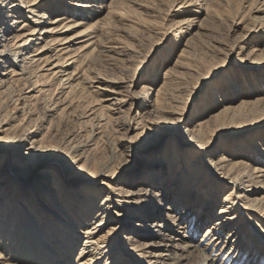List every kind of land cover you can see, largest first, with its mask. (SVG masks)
<instances>
[{
    "label": "bare ground",
    "instance_id": "1",
    "mask_svg": "<svg viewBox=\"0 0 264 264\" xmlns=\"http://www.w3.org/2000/svg\"><path fill=\"white\" fill-rule=\"evenodd\" d=\"M17 1L0 0V94L8 95L7 98L15 102V108L22 104L17 110L24 115L11 127H5L18 115L9 111L3 114L5 108L0 102V264H15L6 259L8 251L10 259L24 264H263L264 253L258 251L257 256L254 253L258 248H264V235L260 234L264 228L260 232H251L252 227L248 222L251 226L259 222L264 225V144L251 142L245 145L241 153H223L210 161L206 160V156L211 153L217 125L238 123L239 117L247 114L243 111L247 105H251V111L255 112L256 107L253 106L264 104V95L252 99L244 97L239 104H226L223 103L226 97L222 98L223 93L221 96V92H218V99H211V109L214 111L210 118L200 117L193 128H188L179 136L185 138V144L193 147L192 150L197 153L195 155L191 151L193 155L187 169L183 168L185 171L182 172L181 167L177 166L180 161L176 157L175 164L169 166L165 180L162 179L160 168L169 165V158L165 155L163 160L157 157L146 163L135 175L119 177L114 157L99 164L100 157L95 153L99 143H91L93 135H89L87 140H75L77 135H70L63 141L64 146L58 147L45 145L46 133L34 139L44 128L43 123L47 118L43 116L42 125H36V119L31 118L33 109L28 106V101L36 96L46 97L47 105L50 102L46 111L55 110L62 117L63 114L77 112L80 107L87 108L84 113H90L83 123L95 121L91 131H97L96 134L101 137L110 132L111 121H116L110 111L112 103L106 105L96 97L92 83H99L98 88H101L109 82L122 84L123 81L109 80L98 73L95 76L90 73L91 76L88 72L96 62L108 56L106 53L118 49L109 42L112 40L110 28L114 25L111 18L133 17L134 10L127 11L121 4L118 5V0H111L109 4H105L104 0H61L55 6L49 5L55 0H23V5ZM214 1L217 0H178L176 8L170 9L178 14H186L178 25L181 30L185 29L184 32L191 34L200 21L198 15L205 11L208 17H212ZM244 1L247 13L250 12L253 18L241 32L239 45L231 47V50L239 49L238 53L235 52L239 56V66L259 69L261 65L253 64L258 57L264 56V49H257V46L249 49L248 61L244 55L248 50L250 35H264V0ZM128 2L134 3V0ZM20 7L35 17L25 14ZM106 8L109 10L104 15ZM54 13L58 14L51 18ZM241 16L239 21L234 14L236 21H233V26L238 27L244 22L245 15ZM139 19H143L142 16ZM68 32L72 34L68 36ZM60 33L66 35L59 40L57 35ZM76 43L79 46L74 47ZM9 62L21 66L22 71L15 66L1 71ZM177 65L198 68L185 51L180 53ZM222 67L218 66L219 69L215 68L217 70L214 72L208 71L205 76H215L220 69L222 73L226 66ZM171 68H166L163 74L165 76L152 105L153 117L152 120L149 117L148 122L162 123L164 119L173 118L177 121L176 127L180 128V123L188 127L192 118L184 117L186 107L178 100L184 76L172 72ZM79 73H82L81 77H77ZM226 82L231 87L236 84L230 75H227ZM205 84L209 82L205 81L201 86ZM16 85L18 90L13 94L12 89ZM107 87L111 95H115L121 94L119 90L123 86ZM150 89L154 87L143 86V95L140 96L144 102L151 94ZM33 92H37V95ZM119 100L120 104L125 101L122 98ZM97 101L100 103H95ZM93 103L99 104L98 108L90 106ZM258 116L264 118V112ZM130 119L129 122L124 120L122 124L120 121L114 124L136 131L128 140L133 148L142 149L138 139L147 133L146 125L136 126ZM23 121L26 122L23 124ZM164 131V135L173 132L170 128ZM147 137L148 134L143 139L147 140ZM31 140V147L25 148ZM178 144L174 148L176 156L182 151ZM172 146L168 150L171 154ZM29 155H32L30 159ZM232 155L240 157L234 159ZM53 160L64 163L68 174L63 175L60 168L57 171L41 170V185L35 187V191L31 190L33 184L27 183L34 169L49 166L48 162ZM123 165L126 166V163ZM207 169L225 175L223 187L228 189L217 218L213 216V197H217V192L211 191L212 198L204 199V192L211 190L210 183L213 182ZM73 171H76L74 175ZM20 180H25L28 186L21 185ZM86 180H91L93 187L82 186L78 191L75 181ZM100 186H107V189L100 190ZM19 192L39 204L47 198L48 204L55 206L56 212L48 215L43 211L36 216L28 205L20 201ZM102 195V201L98 204V197ZM48 207L43 210H48ZM208 223L201 238L196 240V234Z\"/></svg>",
    "mask_w": 264,
    "mask_h": 264
},
{
    "label": "rangeland",
    "instance_id": "2",
    "mask_svg": "<svg viewBox=\"0 0 264 264\" xmlns=\"http://www.w3.org/2000/svg\"><path fill=\"white\" fill-rule=\"evenodd\" d=\"M22 1L23 0H18L17 3L19 5H23ZM59 1L61 0H55L52 3H49V5H58ZM110 1L111 0H104L105 4H109ZM128 1L122 0L121 2V0H118L117 2L118 5L121 4L127 11L134 10V16L126 18L113 16L111 18L114 25L110 28L112 32H110L109 36L112 40H110L109 42H111L110 44L116 47L118 46V49H116L115 51L116 53H106V55L108 56H104V59L102 58L103 61L101 60L98 61V63L96 62V64L93 65V69L88 72V74L91 73L93 74V76L98 73L100 76L109 80L123 81L122 84L109 82L105 85H102L103 87L101 88H98V86H100L99 83H92V89L95 91L94 95L100 98L106 105H110L112 103L110 111L111 113H113L112 116L116 121H114V119L111 121L110 127L108 128L110 132L101 137V135L96 134L97 131H91L93 130L92 125L95 121L89 122L91 124H88L86 122L83 123V121L87 120V117L85 118V116L90 113H84L87 111V108L80 107L77 109V112H73L70 115L63 114L62 117L59 116L57 112H54L55 110H52L50 112L46 111L48 109L47 106L50 105V102H48L49 104L47 105L46 97L43 98L41 96H36L35 98H30V101H28V106L33 109L31 118L36 119V125H42V123L44 122L41 120L43 116L46 115L47 119L43 123L44 128H42L40 133L36 134V137L34 139H39L44 133H46L44 139L46 140L45 145L49 147H58V145L64 146L63 141L70 137V135H72V137L74 135H77L75 137V140H87L89 135H93V137H91L93 138V140L92 142H90L92 144L95 141L96 143H99L95 151L96 155L100 157H98L100 159L99 164L102 165V163L104 164L105 161L114 157V160L116 162L115 169H117L116 172L118 171L117 176L119 177H125L126 175L132 173L135 175V172L140 171V169L145 166L146 163L152 161L157 157L158 159L161 157L163 160L166 155L169 158V165H163L159 171L160 176L165 180L167 176L166 173L169 170V166L172 165V163L175 164L176 157H178V161H180L177 163V166L181 167V171L183 172L185 171L184 169H187V164L190 162L191 156L193 154H197L192 150L194 149L193 147L185 144L186 139L180 138L179 136L183 134L188 128H193L194 124L196 123V121H199L200 117L205 116L207 117V119L210 118L211 114L214 111L211 109V104L213 105L211 99L216 100L218 99L217 96H220L223 93V96L221 95L222 98L226 97L223 103L239 104V102L244 97L252 99L260 94L264 95V90L261 91V88L264 89V61H260L264 59V56L258 57L255 63L252 62V64L254 63L253 65H261V69H247L238 65L237 61L239 60V56L237 53L239 52V49L236 48V50L238 49L237 51H232L233 49L231 50V47L239 45L241 40V32H243V29L247 24L249 25V23H251V18H253L250 12L247 13V9L245 8L246 3L244 0L214 1L212 17H208L206 15L207 12L205 11L203 14L198 15L200 16H197V18H199L200 20L198 22L199 27L196 26L191 34L184 32L185 29H182V31L180 29V25H178L179 21H181L186 14H178L175 10H171L172 8H176L178 0H134V3ZM20 9L25 12V14H30L32 17H35L33 16V14L25 10V8L23 9L20 7ZM214 9L216 11H214ZM108 10L109 8H106L103 14L105 15ZM244 10H246L245 13H243ZM57 14L58 13L52 14L51 18L55 17ZM234 14H236V19H238L239 21L241 20V15H245L244 22L240 23L238 27L232 25L233 21H236V19H233ZM139 16H142L143 19L140 20ZM201 20H204L202 23V28H200V24L202 22ZM31 25L35 24L31 23ZM40 27L41 25H39V28ZM61 33L57 35L59 40L62 39L66 34L68 36L72 34L71 32H68L66 34ZM263 36V34L255 35V33L250 35L248 50L245 51L244 55L247 61L250 58L248 57L249 49H252L254 46H257V49H264ZM73 41L77 42L76 39H74ZM78 43H76L74 47L79 46ZM130 47H132V49ZM122 49L124 51L120 52L119 50ZM183 51H185L186 54H189L192 62L194 63V65L198 66V68L195 67L191 69L190 67H183L184 65L180 67L177 65L178 57ZM48 52H50V54L52 53L50 49ZM126 53L129 55H127ZM259 62L261 63L259 64ZM6 64V67H2L1 71L5 72L9 70L10 66H15V68L18 70L21 69V66H17L16 64H13L11 62ZM223 64L224 66H226L225 68H223L224 66L222 67ZM218 66L219 68H223L222 73L220 69L218 74H216L215 76H205L208 71H216L217 69L215 68H218ZM169 67H172V72L176 74H182V77L184 76V79H182V82H184L182 84V93H180V97L178 98V100L179 103L182 104V106L184 105L186 107L184 117H186L187 119L192 118L191 121L195 120L194 122L189 121L190 123L188 124V127L182 123H180V128L179 126L176 127L175 125H177V121L173 118L164 119L162 123L156 122L152 124V122H148L149 117H151L150 120H152L153 117L151 110L153 109L152 105L157 89L162 84L163 77L165 76L163 75L165 70L169 69ZM173 69L176 70L174 71ZM81 75L82 73H79L77 77H81ZM227 75H230L236 81L234 87H231L230 83L226 82ZM159 78L162 80H159ZM205 81H208L209 84H205L202 87L201 84L205 83ZM243 84L244 87L242 86ZM109 85H122L123 87H121L119 90L121 94L111 95V93L108 91L110 89H108L109 87H107ZM144 85H146L147 87H154V89H150L151 94L150 96H148V100L145 102L143 100V97L140 96L143 95L142 90ZM14 88L12 89L13 94L17 92L18 86L16 85ZM215 90H217V92H215ZM218 92H221L220 95L218 94ZM34 95H37V92H35ZM123 95H127V97H124ZM7 97L8 95H6L5 93L0 94V102H2L1 106L5 108L3 114H5L6 111H9L13 112V114L15 115H18V118L16 120L9 121V123L5 126L11 127L15 123H17L19 119L24 118V115L22 112H19V110H17L18 107L22 106V104L17 105V107L15 108V102L12 100L11 102ZM120 98L125 99V101L121 104L119 100ZM31 102L34 103L32 104V106ZM98 102L99 101L95 103ZM263 105L264 104L260 106V104H258L253 106L254 108L256 107L255 112L251 111V105H247L248 108L246 107L243 110L247 114H245V116H240V121L238 123H225L224 125L218 124V128H216L214 132L215 134H213L214 139L211 143V153L206 156V160L210 161V159L215 158V156L219 157L223 153L227 155H229V153H241L245 145H248L251 142H254L256 144H264V122H261L262 120H264V118L259 116L257 118L258 114L264 112L262 108L264 107ZM90 106H95L96 108H98L99 104L95 105L93 103ZM222 107L223 105L220 107V109ZM46 112L49 113V115ZM241 118L244 120H242ZM261 118L262 120L258 121ZM129 119L132 120V122H134L136 126L139 125L140 127L146 125L145 131L147 133H143L141 136L142 138L138 139L140 146H142V149H136V147L133 148V145H130L131 142L128 140L129 136L135 134L136 131L126 130L118 126L116 127L114 124V122L116 123L117 121H120L121 123H119L122 124V121H128ZM25 122L26 121H23L22 123L24 124ZM254 124L259 125L254 129H251L250 126ZM167 128L172 129L173 132L164 135V129ZM147 134L149 137H147V140H144L143 138H145ZM32 140L30 141V143L26 144L25 148L31 147ZM175 144H178L179 147H181L180 150H182L178 153V156H176L177 153L175 154L174 152ZM170 146H172L170 149V151L172 150V154L171 152H168ZM26 150L28 149H24V151ZM191 151L193 153L192 155ZM188 155L190 156L187 157ZM30 156L32 155H29V159L31 158ZM231 157H234L235 159L240 156L232 155ZM262 158L264 159V156H262ZM123 163H126V166H122ZM63 164L64 163L62 162L53 160L48 162L49 166L43 165L42 167H38L36 170L34 169V171L31 170L33 171L32 177L29 179L28 183L25 180H20L22 181L21 185L25 186L32 183L33 187L31 190H33L35 187H40L39 185H41L40 181H42V177L39 173L41 170H45L47 172L53 169L57 171L60 168L59 170L61 171V173L63 175H67L68 173L65 172V167ZM21 166L23 167V165ZM127 166L128 168H126ZM130 170L131 172H129ZM162 170H166V172H163ZM76 171H73L72 175H74ZM207 171L213 182L210 183L211 190L208 189V192H204V199H209V197L212 198L211 191H214L213 193L217 192V197H213V201H215L213 216L214 218H217L219 208L221 205H223L224 195L228 192V189L223 187V184L226 182L224 178L225 175L217 173L216 170L207 169ZM90 181H79L80 183L75 181V183H78L76 189L79 191L81 190L82 186L93 187ZM99 189H107V186H100ZM33 191H35V189ZM17 195L21 202L28 205V208L30 210H33L36 216H40L43 211L48 215H53L56 212L54 208L55 206L53 207L51 206V204H48L47 198L46 200L42 201L43 203L39 204L36 201L33 202V199H31V197H23L20 192ZM98 198H100L99 200H97L99 204L102 201L103 195ZM31 203L33 205H30ZM47 206H49L48 210H43V208H47ZM209 224L210 223L205 224L201 227V230L196 234V240H199L201 238L204 230L208 227ZM248 225L252 227L250 231H253L254 233H256V231L260 232L261 229L264 228L263 223L260 222L254 223V226L253 223L251 226V224L248 222ZM83 227L85 228L86 225ZM175 228L178 229V226L175 225ZM263 233L264 232H260L261 235H264ZM226 237L227 236L225 235L224 240H226ZM231 239L232 238H230L229 240ZM258 251H261V254H263L264 248H258L254 253L255 256L259 254ZM9 257L10 256L8 251L6 252V259H8V261H13L15 264H24L19 260H15L13 258L10 259ZM141 264H145V262H142ZM207 264H213V262H208Z\"/></svg>",
    "mask_w": 264,
    "mask_h": 264
}]
</instances>
